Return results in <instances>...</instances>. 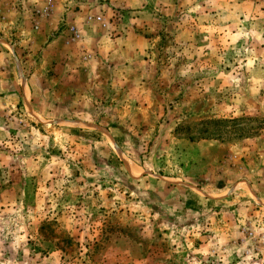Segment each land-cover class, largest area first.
<instances>
[{
    "label": "rangeland",
    "instance_id": "obj_1",
    "mask_svg": "<svg viewBox=\"0 0 264 264\" xmlns=\"http://www.w3.org/2000/svg\"><path fill=\"white\" fill-rule=\"evenodd\" d=\"M25 1L0 0L30 39L0 53V264H264V0Z\"/></svg>",
    "mask_w": 264,
    "mask_h": 264
},
{
    "label": "crops",
    "instance_id": "obj_2",
    "mask_svg": "<svg viewBox=\"0 0 264 264\" xmlns=\"http://www.w3.org/2000/svg\"><path fill=\"white\" fill-rule=\"evenodd\" d=\"M66 0H64V2H65ZM25 3L28 5V4H30L31 5V3H32V5L33 4H38L39 5V7H38V5L37 6H35V8H34V5L32 6L33 8L31 9V11L33 12V11H35V10H39V11H41L39 8H41V6H43L42 5V0L41 1H39V0H26L25 1ZM60 4V3H59ZM58 4V5H59ZM64 5H66V4H64ZM53 9H55L54 10V12H56L57 11V9H58V7L57 6H55V7H53L52 8V10ZM18 10H19V8H18ZM62 13H61V20H62V22H64V23H62L64 26H66V24H71V22H69V21H71V17H72V15H73V12L68 8V9H64V8H62ZM9 11V10H8ZM20 12H22L21 10H19ZM0 12H2L3 13V11H0ZM5 13V12H4ZM23 14H26V13H23ZM55 15V14H54ZM52 16V19L55 17V16ZM4 16H5V20H4V22H9L8 21V16H7V14H4ZM31 16V18H32V14L30 15ZM32 21H34V19L32 18L31 19ZM60 20V19H59ZM12 24H13V22H11ZM21 24V23H20ZM18 25H19V23H16L15 25H14V27H12L11 25L10 26H8V28H10L11 29V27L13 28V30H15L16 32L15 33H13L12 34V36H14L15 38H17L18 40H15V39H11L10 37H9V35H8V32L7 33H5L4 34V36H0V42H1V47H0V53L3 55L4 54V52L5 53H9L8 55H6V56H8L9 58V60H11V58L15 61V63H21L22 62V58H21V56L19 55V56H15L16 54H17V52H18V47L16 46V45H21V44H27L28 43V41L30 40H27L28 39V37H27V35H26V33H25V31H24V28H23V25L21 24V27L20 28H18ZM30 29L31 30H27V34H37V30H34V25L33 24H31V21H30ZM36 29V28H35ZM65 30V29H64ZM18 31H21V33H19ZM12 43H14V44H12ZM6 50V51H5ZM9 55H11V56H9ZM8 61V60H7Z\"/></svg>",
    "mask_w": 264,
    "mask_h": 264
},
{
    "label": "built area",
    "instance_id": "obj_3",
    "mask_svg": "<svg viewBox=\"0 0 264 264\" xmlns=\"http://www.w3.org/2000/svg\"><path fill=\"white\" fill-rule=\"evenodd\" d=\"M55 5H57L55 0H45V5L42 11L36 12L38 13V15L40 14L39 16L41 17L48 16ZM97 20H100V18H98Z\"/></svg>",
    "mask_w": 264,
    "mask_h": 264
}]
</instances>
